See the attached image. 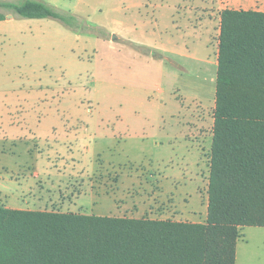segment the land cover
I'll use <instances>...</instances> for the list:
<instances>
[{
  "label": "rangeland",
  "instance_id": "374dc122",
  "mask_svg": "<svg viewBox=\"0 0 264 264\" xmlns=\"http://www.w3.org/2000/svg\"><path fill=\"white\" fill-rule=\"evenodd\" d=\"M41 1L73 12L80 27L0 8V182L25 176L20 191L38 172L61 185L36 210L69 212L63 205L88 190L81 177L108 194L123 178L117 201L96 193L86 213L205 222L217 80L205 59L214 51L186 57L148 46L160 41L161 9L150 3L167 0ZM183 131L197 152L181 146ZM73 160L80 171L101 167L83 177L62 168ZM236 264H264V227L241 229Z\"/></svg>",
  "mask_w": 264,
  "mask_h": 264
},
{
  "label": "trees",
  "instance_id": "16d2710c",
  "mask_svg": "<svg viewBox=\"0 0 264 264\" xmlns=\"http://www.w3.org/2000/svg\"><path fill=\"white\" fill-rule=\"evenodd\" d=\"M0 8L80 27L41 0ZM218 49L205 222L0 205V264H236L241 229L264 227V12L224 9Z\"/></svg>",
  "mask_w": 264,
  "mask_h": 264
},
{
  "label": "crops",
  "instance_id": "0c3cea01",
  "mask_svg": "<svg viewBox=\"0 0 264 264\" xmlns=\"http://www.w3.org/2000/svg\"><path fill=\"white\" fill-rule=\"evenodd\" d=\"M150 5L153 8L161 9L160 19H158L157 16H154L155 24L160 32V41L154 39L151 44H148L150 48L153 50H160L164 53L180 54L186 57H197L199 54H202V52L212 50L215 54L214 59L211 60L207 55V59H205V61L216 66L218 65V38L221 29V12L226 8L236 10H257L264 12V0H167L163 4L150 3ZM180 137L182 141L179 143L183 148L186 144H189L192 146V150L194 149L196 152L198 151V140L186 138L184 131L181 133ZM76 162V160H73L72 165L66 163V166L62 168L65 170L70 168L72 173H85L86 175L83 177H86L87 175L89 176L90 174L96 172L98 173L101 167H99L98 163L95 162V164L91 166L92 172L87 171L89 167L83 168L80 171L76 169L78 165ZM54 165L59 172H61V166H58L55 163ZM196 165H198V163ZM196 175L199 176L198 173H196ZM181 176L178 177L180 178ZM33 177L36 180L39 179L38 182H36L33 187L30 186L27 187V189H21L20 191H18V188H21L22 182L27 179L25 176H22V178L15 177V180L10 178L9 180L4 181L6 182L5 184L0 182V199L3 201L2 206L13 209L36 210V207H40L42 205L45 207L52 204L54 201L43 200L42 196L45 195V192H51L54 187H59L61 184H58V182L55 184L54 182L49 181L48 178L47 181H44L45 177H41L38 172L33 173ZM122 179L123 178H120V181L117 183L115 191H120V187L123 185ZM80 180L83 181V183L87 180L86 185L89 186L88 190L80 196H74V201L70 200L69 205L63 202V204H65L63 206L65 208L68 207L67 209H69V212L76 213L78 211H83L84 214H88L86 213L88 211V207L92 206L93 209L96 204H98L94 195L99 192H102L103 194L106 192L99 190V188H93L92 184L94 183L89 182L90 178L85 179L81 177ZM76 181L77 180H75V182ZM9 187H11V189ZM37 187L40 188L37 189ZM127 188L129 189V187ZM115 191H113L112 194L106 193V196L115 198V201H117L118 196ZM123 192H125V190ZM38 194H40L39 197H37ZM83 197L87 198L86 205H83V202L81 201L83 200ZM117 208L119 207L117 206ZM172 219L182 221V219L177 217H173ZM183 221L186 220L183 219Z\"/></svg>",
  "mask_w": 264,
  "mask_h": 264
},
{
  "label": "water",
  "instance_id": "95a60500",
  "mask_svg": "<svg viewBox=\"0 0 264 264\" xmlns=\"http://www.w3.org/2000/svg\"><path fill=\"white\" fill-rule=\"evenodd\" d=\"M8 17H9V18H12V15H9ZM116 38H117V36L114 35V36H113V39H116Z\"/></svg>",
  "mask_w": 264,
  "mask_h": 264
}]
</instances>
